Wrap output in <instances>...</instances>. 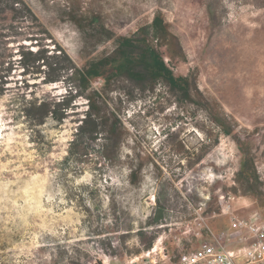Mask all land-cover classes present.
Listing matches in <instances>:
<instances>
[{"label": "rangeland", "instance_id": "obj_1", "mask_svg": "<svg viewBox=\"0 0 264 264\" xmlns=\"http://www.w3.org/2000/svg\"><path fill=\"white\" fill-rule=\"evenodd\" d=\"M64 1L33 0L32 6L53 38L44 45L49 50L61 46L78 66L110 53L118 37L131 35L160 12L184 54L173 60L165 56L166 62L176 75L193 71L194 84L205 98L217 101L234 120V132L250 144L264 182V6L255 5L256 0H85L101 14L102 30L112 35L89 39L62 14ZM21 43L36 48L29 41ZM16 49V44L9 47L13 59L18 58ZM21 70L13 64L7 90L0 97V264H174L181 253L211 240V232H225L231 217L256 214L264 221V207L253 197L229 191L241 157L235 140L220 134L218 143L198 160L202 144L213 140H206L197 127H209L205 112L186 106L188 113L180 118L181 111L166 103L168 99H142L139 104L120 97L114 111L128 135L117 159L97 173L88 167L81 173L62 171V159L86 103L77 98L73 113L61 124L48 120L37 127L41 137L33 143L30 129L13 117L12 101L21 93H46L49 99H58L65 86L61 81L42 83ZM102 84L99 78L92 80L93 88ZM117 86L133 88L125 81ZM168 130L171 140L165 137ZM179 141L189 150L186 157L177 151ZM87 158L89 163L103 162L98 150ZM137 163L144 167V181L132 187L127 182L129 166ZM160 174L168 180L162 190L170 196L169 222L155 234L154 251L134 254L140 248L137 236H121L123 231L114 229L125 230L130 223L136 227L135 222L146 218ZM83 186L93 188L104 209L108 196L118 202V220L105 221L111 231L107 237H88L81 203L65 194L67 190L84 196Z\"/></svg>", "mask_w": 264, "mask_h": 264}, {"label": "trees", "instance_id": "obj_2", "mask_svg": "<svg viewBox=\"0 0 264 264\" xmlns=\"http://www.w3.org/2000/svg\"><path fill=\"white\" fill-rule=\"evenodd\" d=\"M65 1L64 4L59 3L62 14L88 35L89 39L98 38L103 33H107L104 39L112 37L111 32L102 30L104 21L101 14L88 6L85 0ZM256 1L258 2H254L255 5L264 6V0ZM32 2L33 0H0V97L7 90L6 79L13 64L22 68L23 75L40 78L42 83L61 81L64 84L65 93L58 99H49V94L46 93L38 96H25L21 93L12 101L13 117L30 129L29 138L36 144L41 137L37 127L48 120L56 125L61 124L73 113L77 98L84 99L86 110L77 120L73 137L61 162L62 171L81 173L88 167L93 173H97L109 168L112 161L117 159L119 146L128 135L126 127L114 111L117 108L116 103L121 101L120 97L139 104L142 99L149 102L168 99L169 102L166 103L177 106L181 111L180 118L188 113L186 106L205 112L209 127L201 124L197 127L206 140H211L212 137L213 140L202 144L198 160L209 147L218 143L220 134L235 140L241 157L229 191L234 195L253 197L260 207H264V182L257 170L256 156L250 144L235 134L234 120L217 101L205 98L194 84L193 71L176 75L166 62L165 56L173 60L183 57L184 54L178 36L169 29L160 12L154 13L148 23L140 25L131 35L118 37L110 53L87 60L84 65L78 66L61 46L55 44L54 50H49L44 45L47 40L52 42L53 38L35 13ZM21 41H29L36 48L30 50ZM14 44L18 47L17 59H13L12 52H9L10 45ZM98 78L103 84L100 88H93L92 80ZM124 81L131 83L133 88L117 86ZM146 92L149 93L147 96ZM110 105L114 107L111 109ZM165 134L169 140L172 139L170 130ZM95 150L100 151L102 163L100 160L89 163L87 156ZM177 151L184 157L189 152L181 141L177 144ZM151 165L157 167L154 163ZM143 171L144 167L140 163L131 164L128 184L140 187L144 181ZM158 172L161 173V170L158 169ZM157 177V189L153 193L155 202L146 218L135 222L138 225L136 227L130 223L125 230L118 226L114 229L123 231L121 236L132 233L137 236L140 248L134 254L150 250L158 229L169 222L170 196H164L162 190L163 184L168 180L161 174ZM86 187L82 188L85 190L84 196H75L67 190L65 194L70 201L81 203L79 207L83 213L82 222L88 237H107L111 231L105 221L113 223L118 220V202L110 195L108 207L104 209L102 202H96L93 188ZM148 233L151 235L148 236Z\"/></svg>", "mask_w": 264, "mask_h": 264}, {"label": "built area", "instance_id": "obj_3", "mask_svg": "<svg viewBox=\"0 0 264 264\" xmlns=\"http://www.w3.org/2000/svg\"><path fill=\"white\" fill-rule=\"evenodd\" d=\"M222 211L227 212L228 207ZM257 218L256 214L248 218H230V229H246L251 235L247 244L229 249L222 242V232L212 233L211 240L202 242L192 251L181 253L174 264H264V223H259ZM241 256L243 261L239 262Z\"/></svg>", "mask_w": 264, "mask_h": 264}, {"label": "crops", "instance_id": "obj_4", "mask_svg": "<svg viewBox=\"0 0 264 264\" xmlns=\"http://www.w3.org/2000/svg\"><path fill=\"white\" fill-rule=\"evenodd\" d=\"M257 221L261 224L264 222L263 220L259 218H257ZM222 233H223L222 241L224 242V246L229 249H235L239 246L245 245L248 243V241L251 238V235L246 229L232 230L229 228V226L227 230ZM238 261L239 262L243 261V257L242 256L239 257Z\"/></svg>", "mask_w": 264, "mask_h": 264}, {"label": "bare ground", "instance_id": "obj_5", "mask_svg": "<svg viewBox=\"0 0 264 264\" xmlns=\"http://www.w3.org/2000/svg\"><path fill=\"white\" fill-rule=\"evenodd\" d=\"M151 251H154V249L152 248V250Z\"/></svg>", "mask_w": 264, "mask_h": 264}]
</instances>
